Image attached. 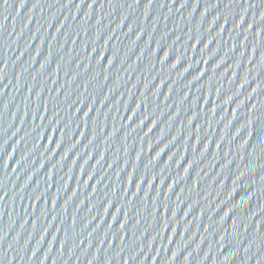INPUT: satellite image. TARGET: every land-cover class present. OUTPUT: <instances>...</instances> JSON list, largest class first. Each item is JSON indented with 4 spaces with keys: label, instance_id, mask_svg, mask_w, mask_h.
Wrapping results in <instances>:
<instances>
[{
    "label": "water",
    "instance_id": "1",
    "mask_svg": "<svg viewBox=\"0 0 264 264\" xmlns=\"http://www.w3.org/2000/svg\"><path fill=\"white\" fill-rule=\"evenodd\" d=\"M0 264H264V0H0Z\"/></svg>",
    "mask_w": 264,
    "mask_h": 264
},
{
    "label": "snow or ice",
    "instance_id": "2",
    "mask_svg": "<svg viewBox=\"0 0 264 264\" xmlns=\"http://www.w3.org/2000/svg\"><path fill=\"white\" fill-rule=\"evenodd\" d=\"M7 2V0H5V3Z\"/></svg>",
    "mask_w": 264,
    "mask_h": 264
}]
</instances>
